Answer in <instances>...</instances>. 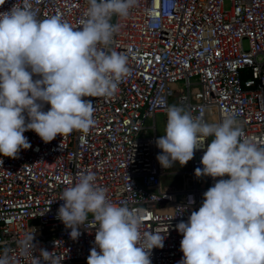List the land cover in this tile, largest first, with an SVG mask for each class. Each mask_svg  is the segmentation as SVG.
I'll list each match as a JSON object with an SVG mask.
<instances>
[{"label": "built area", "instance_id": "1", "mask_svg": "<svg viewBox=\"0 0 264 264\" xmlns=\"http://www.w3.org/2000/svg\"><path fill=\"white\" fill-rule=\"evenodd\" d=\"M13 7L79 28L89 4L0 0V13ZM112 22L118 31L110 47L127 56L129 73L113 96L84 98L93 102L94 126L47 144L26 131L30 149L16 159L0 156V253L7 250L10 264H33L32 255H39L20 243L30 229L37 249L61 264H87L96 228L86 222L73 240L57 213L62 192L89 172L108 202L142 210V232L166 236L164 247L152 250V264H178L183 236L175 226L199 209L215 181L195 176L203 149L185 166H160L156 114L166 126L173 105L209 124L230 113L243 139L264 140V0H137L127 17ZM177 177L180 187L165 183Z\"/></svg>", "mask_w": 264, "mask_h": 264}, {"label": "clouds", "instance_id": "2", "mask_svg": "<svg viewBox=\"0 0 264 264\" xmlns=\"http://www.w3.org/2000/svg\"><path fill=\"white\" fill-rule=\"evenodd\" d=\"M136 2L88 0L79 28L58 16L38 20L27 9L0 13V156L16 159L30 149L26 131L47 144L94 126L93 102L84 98L113 96L129 73L127 56L110 47L118 31L112 20L127 17ZM166 114L164 135L155 141L160 166H185L203 149L195 176L215 181L199 209L175 226L183 236L178 264H264V140L243 139L230 113L213 124L175 105ZM60 200L57 218L71 229V239L86 222L96 228L87 264H152V250L164 247L159 230L141 231L142 210L108 202L94 173L81 175ZM34 232L20 242L26 251H39L33 264H61L37 249ZM0 264H10L7 250Z\"/></svg>", "mask_w": 264, "mask_h": 264}, {"label": "rangeland", "instance_id": "3", "mask_svg": "<svg viewBox=\"0 0 264 264\" xmlns=\"http://www.w3.org/2000/svg\"><path fill=\"white\" fill-rule=\"evenodd\" d=\"M155 122H156V132L157 134H163L164 133V129H165V124H164V116L162 113H157L156 116H155ZM173 180L175 182H170L169 183V180L165 181L166 184L170 185V186H174L177 185L178 187L181 186V182H180V177L178 178H173Z\"/></svg>", "mask_w": 264, "mask_h": 264}]
</instances>
